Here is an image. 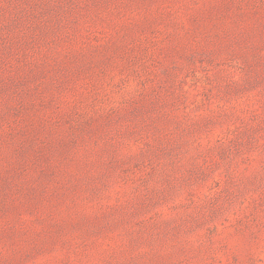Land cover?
Here are the masks:
<instances>
[{"label": "rangeland", "instance_id": "obj_1", "mask_svg": "<svg viewBox=\"0 0 264 264\" xmlns=\"http://www.w3.org/2000/svg\"><path fill=\"white\" fill-rule=\"evenodd\" d=\"M0 264H264V0H0Z\"/></svg>", "mask_w": 264, "mask_h": 264}]
</instances>
